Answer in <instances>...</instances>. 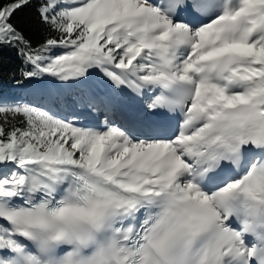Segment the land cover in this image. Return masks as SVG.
Here are the masks:
<instances>
[{
    "label": "snow or ice",
    "instance_id": "obj_1",
    "mask_svg": "<svg viewBox=\"0 0 264 264\" xmlns=\"http://www.w3.org/2000/svg\"><path fill=\"white\" fill-rule=\"evenodd\" d=\"M5 48L0 264H264V0H0Z\"/></svg>",
    "mask_w": 264,
    "mask_h": 264
},
{
    "label": "trees",
    "instance_id": "obj_2",
    "mask_svg": "<svg viewBox=\"0 0 264 264\" xmlns=\"http://www.w3.org/2000/svg\"><path fill=\"white\" fill-rule=\"evenodd\" d=\"M13 22L23 31L34 47L43 42L46 32L32 7L17 12L13 17ZM59 51L57 49L56 53ZM22 67H24L23 58L14 48H5L0 52V99L8 102L21 99L19 89L14 88L13 77L19 75Z\"/></svg>",
    "mask_w": 264,
    "mask_h": 264
},
{
    "label": "rangeland",
    "instance_id": "obj_3",
    "mask_svg": "<svg viewBox=\"0 0 264 264\" xmlns=\"http://www.w3.org/2000/svg\"><path fill=\"white\" fill-rule=\"evenodd\" d=\"M14 88H17L14 86ZM19 89V96L21 99L25 100H33L34 95L26 88H18Z\"/></svg>",
    "mask_w": 264,
    "mask_h": 264
},
{
    "label": "bare ground",
    "instance_id": "obj_4",
    "mask_svg": "<svg viewBox=\"0 0 264 264\" xmlns=\"http://www.w3.org/2000/svg\"><path fill=\"white\" fill-rule=\"evenodd\" d=\"M92 75H93V78H95V77H96V74H95V73H93Z\"/></svg>",
    "mask_w": 264,
    "mask_h": 264
}]
</instances>
